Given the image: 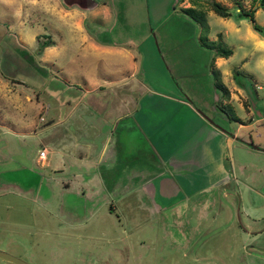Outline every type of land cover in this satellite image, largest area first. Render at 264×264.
<instances>
[{
    "label": "rangeland",
    "instance_id": "374dc122",
    "mask_svg": "<svg viewBox=\"0 0 264 264\" xmlns=\"http://www.w3.org/2000/svg\"><path fill=\"white\" fill-rule=\"evenodd\" d=\"M217 1L228 17L196 0L204 33L180 12L192 0H0L1 251L28 264H264V30L236 15L253 8V22L263 26L264 7ZM92 29L110 44L98 47ZM202 36L231 54L216 56L200 45ZM212 66L229 98L219 100ZM179 99L234 141L225 142L217 166L192 158L193 137L172 146L170 157L197 165L177 171L189 173L186 191L161 196L152 177L140 200L155 211L120 204L133 186L127 171L159 169L134 123L149 112L152 139L174 118L187 122L173 112ZM109 102L116 127L102 112ZM106 127V148L114 152L97 164ZM93 168L103 176L74 175ZM211 180L228 183L188 192ZM182 195L198 203L177 201Z\"/></svg>",
    "mask_w": 264,
    "mask_h": 264
},
{
    "label": "crops",
    "instance_id": "0c3cea01",
    "mask_svg": "<svg viewBox=\"0 0 264 264\" xmlns=\"http://www.w3.org/2000/svg\"><path fill=\"white\" fill-rule=\"evenodd\" d=\"M86 6H83V8ZM101 34L102 32H99V30H93L92 29V33L89 34L92 39H95L96 41H98L100 44H98V47H101L102 43L109 45L110 44V40L107 41H103L100 40L99 38H101ZM106 40V39H104ZM117 42V41H114ZM261 43L262 46H264V39L259 41ZM117 44H119V42H117ZM97 47V46H96ZM119 47V46H117ZM119 51H123L122 47L118 48ZM124 52V51H123ZM216 60V59H215ZM214 60V61H215ZM116 95V94H115ZM127 100L128 102H131V98L130 97H120L119 99H117V102L119 103V101L124 102V100ZM111 102V101H110ZM110 102L108 104H106V107L104 108V111H102L103 113H108L110 115L109 118H112L113 121L112 123H114L116 120L117 122L115 123V127L116 124L119 121V116H113L112 113H114V115H116V107L113 108V112L111 113V107H110ZM182 104V105H180ZM183 104H188L186 101L179 99L176 100V105L174 106L175 108H177L176 110H174L173 112L176 114L175 116L177 118H180L181 116L178 115L179 113L182 114V117H185L188 121L187 122H181L178 121V119L174 118V121H176V123L174 124H169L165 127H160L161 130V134L159 133L157 135V137H154L152 139L149 138V112L147 113L146 117L143 118V121L147 122L146 124H144V122L142 124L140 123H134L135 127L139 128L142 135L144 136V138H146V141L148 142L147 145H149V140H150V148H151V153L153 158H156L158 160L157 165H158V170H156L154 172V174L152 175L151 173L149 174V169L148 167L145 168H139L136 169L137 167H135L133 170H131L130 172L127 171L126 172V176L129 178H133V186L129 188L127 195V200L125 198L124 195H121L119 197L118 202L121 204H135L134 207L136 210H138V207L144 208V210L146 212H153L156 210L157 207L153 206L150 204L147 205L146 203H141L140 200V196L142 195V193H148L149 192V178L155 177L157 180V184H156V189H157V193H161V196L164 197H170L171 194H178L180 189H185L186 187V183L184 182L185 179L184 177L189 176V173L185 174L183 173V176L181 173L177 172L178 170H182V169H187L189 167H196L197 165L194 164H189L187 163L186 160H175L173 157H170V150L173 149V147L177 146V145H181L183 144V142L188 139L189 137H193V141H194V145L191 148V152L189 153L192 158H194L195 160H202L205 165H212L214 163V165H220L221 163V159H223L222 156V150L225 147V142L228 140L227 145L229 146L231 144L232 141H234V136L229 134L228 137V133L219 129L216 125L212 124V122H208L205 118H203V116L200 114L199 110L195 107H190L187 105H183ZM140 108V107H138ZM74 109L72 108H68L66 111L67 113H70L71 111H73ZM103 110V109H101ZM137 113V112H136ZM105 129H107L105 136L99 140V142H101V148L99 151V148L97 149V164L100 163H105L108 160H110V156L112 155V151L113 149H108L106 148V137L107 135L111 132V127H106ZM104 129V130H105ZM152 129V128H151ZM150 129V130H151ZM205 130L206 136L204 137V139L199 140L198 136L200 135L202 130ZM108 132V134H107ZM163 133H165V138L163 139ZM64 135V134H63ZM69 136V135H68ZM171 138H173V141H171ZM61 140V139H60ZM74 143H77L76 141H74V139H71ZM88 141V139H86ZM86 144V143H85ZM173 146V147H172ZM97 147L93 146V148L91 147V144H87V151H90L92 149V151H95ZM172 148V149H171ZM99 151V152H98ZM45 152V151H44ZM114 152V151H113ZM80 156H83L84 158L87 157V154L85 153V151H82V153H80ZM43 157V156H42ZM41 158V157H40ZM213 160V161H212ZM191 162V160H190ZM213 162V163H212ZM174 164V169L176 173H174V175H169L168 173V167L170 164L173 165ZM96 164V163H95ZM159 166H165L163 167H159ZM207 168V167H206ZM201 167L198 168H191L188 169L189 172H194L195 170H200L201 171ZM79 172L75 173L74 175L77 177H93L95 178L96 176H103V174L98 171L97 168H93V169H84L82 172H80V170H78ZM187 171V170H185ZM201 174H204V172H201ZM119 175V173H118ZM142 178L139 182H137L138 179ZM177 178V179H176ZM181 178V180H180ZM130 179V183L132 182V180ZM88 179H80V182L82 184H85L86 182H88ZM228 180H221L220 182H216V183H212V180L208 183V184H203L199 187H194L192 190L188 191L190 193L193 192H197L199 190H203L205 188L208 187H217V186H224L226 185L228 182ZM129 183V184H130ZM68 186V183H67ZM131 186V185H130ZM191 186L193 187V182H191ZM133 196V198H132ZM186 196V195H185ZM184 195L181 196V199H178L177 201H186L185 199H187L188 202H191V199L189 200V197H185ZM186 201V202H187ZM194 200L192 199L191 205H193L194 203L197 204V202H193ZM131 206V205H129ZM195 206V205H193ZM185 208L187 207V205L184 206Z\"/></svg>",
    "mask_w": 264,
    "mask_h": 264
},
{
    "label": "trees",
    "instance_id": "16d2710c",
    "mask_svg": "<svg viewBox=\"0 0 264 264\" xmlns=\"http://www.w3.org/2000/svg\"><path fill=\"white\" fill-rule=\"evenodd\" d=\"M193 2L191 3V6H185L180 8V12L183 13L187 18L191 19L194 21L196 24H198L202 32L207 33L208 31V25L205 20V13L201 9H196L195 5H197L196 0H192ZM258 3V6L264 7V0H253ZM206 5L208 7V10L213 11L216 15L220 17H228L230 15L229 11L227 8L222 5L219 1L217 0H206ZM253 8H249L248 10H243L239 9L237 12L238 17H248L251 21V26L255 31L261 32L264 30V25L259 26L255 22H253ZM264 36V33H263ZM200 45L208 48V49H213L214 54L219 57H228L231 54L230 49H224L219 46L218 43L214 41H208L206 36H202L199 38ZM50 43V40H46L40 43L38 50L42 49L44 46L48 45ZM210 73L212 76V83L213 87L217 89L220 92V99H225L229 98V91L225 85L220 80V72L218 71L217 68L211 67ZM217 100V102H222ZM230 118V117H228ZM233 118V117H232Z\"/></svg>",
    "mask_w": 264,
    "mask_h": 264
},
{
    "label": "water",
    "instance_id": "95a60500",
    "mask_svg": "<svg viewBox=\"0 0 264 264\" xmlns=\"http://www.w3.org/2000/svg\"><path fill=\"white\" fill-rule=\"evenodd\" d=\"M200 112V111H199ZM200 114L202 115V113L200 112ZM203 116V115H202ZM203 118H205L208 122H211L210 120H208L207 117L203 116ZM0 259L4 260V261H7V262H11L13 264H28L27 262L11 255V254H8L6 252H3L0 250Z\"/></svg>",
    "mask_w": 264,
    "mask_h": 264
},
{
    "label": "built area",
    "instance_id": "2783aa9c",
    "mask_svg": "<svg viewBox=\"0 0 264 264\" xmlns=\"http://www.w3.org/2000/svg\"><path fill=\"white\" fill-rule=\"evenodd\" d=\"M44 154H45V152H44L43 149L39 150V152H38V156H39V157L44 156Z\"/></svg>",
    "mask_w": 264,
    "mask_h": 264
},
{
    "label": "flooded vegetation",
    "instance_id": "af4514ba",
    "mask_svg": "<svg viewBox=\"0 0 264 264\" xmlns=\"http://www.w3.org/2000/svg\"><path fill=\"white\" fill-rule=\"evenodd\" d=\"M248 231H250V232H254V231H256V230H254V229L251 230V229L248 228ZM256 232H257V231H256Z\"/></svg>",
    "mask_w": 264,
    "mask_h": 264
}]
</instances>
